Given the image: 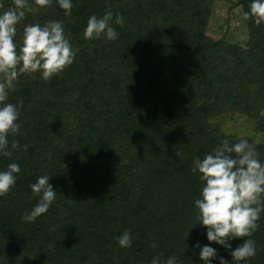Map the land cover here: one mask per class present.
Wrapping results in <instances>:
<instances>
[{
  "label": "trees",
  "instance_id": "obj_1",
  "mask_svg": "<svg viewBox=\"0 0 264 264\" xmlns=\"http://www.w3.org/2000/svg\"><path fill=\"white\" fill-rule=\"evenodd\" d=\"M250 2L236 0L243 13ZM215 3L72 0L68 14L56 0L43 7L29 0L37 10L18 23L17 43L25 24L59 20L79 52L47 81L38 72L20 75L9 93L7 102H23L20 133L9 136L20 147L0 155V170L15 162L21 171L0 196V264H150L170 255L202 264L192 245L210 243L206 227L187 236L201 187L194 160L240 138L264 160V22L247 20L242 46L212 40L206 32ZM12 6L0 0V12ZM106 11L118 39H85L89 16ZM116 13L123 26L114 23ZM243 120L251 124L245 134L227 126ZM44 174L56 199L25 222L39 200L30 185ZM258 224L256 255L240 264H264V213ZM125 229L132 244L122 248L116 238ZM212 246L235 264L231 250Z\"/></svg>",
  "mask_w": 264,
  "mask_h": 264
},
{
  "label": "clouds",
  "instance_id": "obj_2",
  "mask_svg": "<svg viewBox=\"0 0 264 264\" xmlns=\"http://www.w3.org/2000/svg\"><path fill=\"white\" fill-rule=\"evenodd\" d=\"M51 0H34L39 7L48 5ZM66 13L70 14L72 0H56ZM37 8L29 4V0H13V6L0 12V155L10 157L12 150L20 147L17 140L10 142L9 136L20 133L19 107L22 101L13 104L8 101L9 93L15 91V84L22 74L39 73L42 79L49 80L53 75L71 65L78 47H73L65 35L61 21L49 20L44 24L31 23L23 27L21 42L17 43V25L24 19L26 12H34ZM113 12L106 11L103 16H89L84 28L85 39H97L102 35L106 40L118 39V32L112 26ZM243 18H254L256 24L264 22V0H251L249 10ZM114 23L123 26L124 17L116 13ZM234 154V155H233ZM21 171L18 163H9L5 170H0V196L5 195L15 185L17 175ZM194 175L201 182L199 195L193 204L196 211V225L206 227V239L203 244L196 241L192 248L199 249V260L202 264H229L224 257L218 256L217 248L212 243L231 250V261L240 264L256 255V243L252 239L258 229V221L264 213V160L259 157L253 144L246 138L230 144L223 140L211 152L201 159L194 160ZM51 175L37 177L30 185L33 196L39 197L33 208L23 215L25 222H34L46 213L56 199L57 191L49 182ZM243 238L242 243L233 248L230 241ZM122 248L130 247L132 235L125 229L117 238ZM151 246L156 247L155 243ZM150 264H182L175 255L163 261L154 256Z\"/></svg>",
  "mask_w": 264,
  "mask_h": 264
},
{
  "label": "rangeland",
  "instance_id": "obj_3",
  "mask_svg": "<svg viewBox=\"0 0 264 264\" xmlns=\"http://www.w3.org/2000/svg\"><path fill=\"white\" fill-rule=\"evenodd\" d=\"M206 34L215 41L226 38L229 42L240 46L246 43L249 34L247 20L243 18V10L236 0H216ZM243 121L238 123L230 121L227 126L237 133L245 134L251 129V124L248 120ZM258 137L263 140L264 132H259Z\"/></svg>",
  "mask_w": 264,
  "mask_h": 264
}]
</instances>
